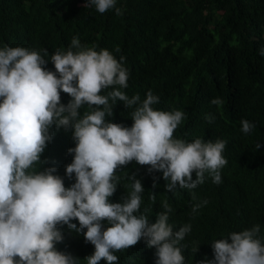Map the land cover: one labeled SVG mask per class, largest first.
I'll use <instances>...</instances> for the list:
<instances>
[{"label":"clouds","instance_id":"clouds-1","mask_svg":"<svg viewBox=\"0 0 264 264\" xmlns=\"http://www.w3.org/2000/svg\"><path fill=\"white\" fill-rule=\"evenodd\" d=\"M116 2L85 0L83 6L121 15ZM45 57L47 49L0 46V264H80L56 248L64 240L63 226L82 233L94 247L86 264H119L115 253L141 240L155 249L154 264H186L181 242L191 225L174 231L166 201L150 223L140 211L144 188L135 176L128 177L131 191L122 202H111L121 179L118 170L135 161L148 166L149 173L162 172L168 192L195 189L206 173L218 185L228 163L223 155L227 141L176 138L186 114L154 109L159 97L151 90L143 101L139 94L129 98L122 90L129 79L124 57L117 60L107 49L96 50L73 36L67 49ZM49 61L55 71L47 69ZM61 93L70 97L66 105ZM117 101L125 108L135 106L131 127L107 119ZM210 103L219 107L224 101L214 98ZM205 120L211 123L214 116L209 113ZM239 123L244 134L254 128L248 120ZM53 126L72 130L75 147L67 150L72 161L65 176L75 182L68 187L56 168L39 170L47 163L41 156L53 138ZM206 203L194 205L193 213ZM260 232L261 225L255 224L210 241L213 258L204 257L199 264H264Z\"/></svg>","mask_w":264,"mask_h":264},{"label":"trees","instance_id":"trees-1","mask_svg":"<svg viewBox=\"0 0 264 264\" xmlns=\"http://www.w3.org/2000/svg\"><path fill=\"white\" fill-rule=\"evenodd\" d=\"M84 3L0 0V46L47 49L50 57L57 49H67L76 36L83 45L109 50L117 60L124 57L129 79L122 90L129 98L139 94L143 101L151 90L159 97L154 109L186 114L175 131L176 138L227 141L223 155L228 163L221 169L220 184L206 173L205 182L195 189L177 187L168 192L162 172L149 173L148 166L133 161L118 170L121 179L111 202H122L131 191L129 176L142 183L140 211L150 223L164 211L166 201L172 209L169 223L174 231L191 225L181 242L186 246V264H199L204 257L211 260L210 241L228 233L260 224L264 237V0H117L121 15L114 9L100 14ZM46 67L55 71L50 61ZM214 98H221L223 105H212ZM69 99L61 93L63 104ZM134 108L117 101L113 116L107 119L131 127ZM209 113L214 116L211 123L205 120ZM240 120L254 125L250 133L240 131ZM50 132L53 138L41 156L47 163L39 170L56 168L55 174L68 187L75 182L74 177L65 176V167L72 161L67 150L75 147L72 130L53 126ZM205 200L193 213L194 205ZM61 231L64 240L56 245L57 250L86 264L84 259L94 247L82 233L69 232L67 226ZM154 252L141 240L115 254L119 264H154Z\"/></svg>","mask_w":264,"mask_h":264}]
</instances>
